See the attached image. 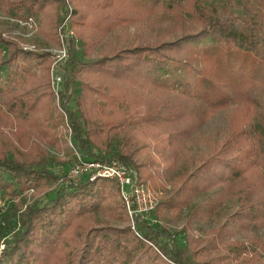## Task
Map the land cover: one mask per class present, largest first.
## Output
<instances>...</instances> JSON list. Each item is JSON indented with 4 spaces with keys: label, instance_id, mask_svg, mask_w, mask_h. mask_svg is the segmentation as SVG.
Instances as JSON below:
<instances>
[{
    "label": "trees",
    "instance_id": "trees-1",
    "mask_svg": "<svg viewBox=\"0 0 264 264\" xmlns=\"http://www.w3.org/2000/svg\"><path fill=\"white\" fill-rule=\"evenodd\" d=\"M69 1L71 25L78 28L77 34L86 46L98 34L147 17L153 4L159 2ZM0 2L5 12H17L21 18L41 13L42 32L55 38L64 0ZM191 4L198 30L189 29L171 39H142L137 35L135 41L124 47L112 45L99 58L83 65L88 75L82 94L74 97L75 104L69 105L61 95V105L73 130L72 140L86 159L118 160L130 170L132 153L128 142L123 141L126 149H109V156L103 155L102 149L108 148L113 137L132 123L139 105L149 103L156 106L153 122L168 134L169 153L176 160L182 142L199 124L216 109L238 102L244 111L233 117L229 136L209 153L190 157V164L184 165L171 180V195L165 202L178 211L193 196L210 194L205 202L210 213L222 201L234 197L239 205L230 219L243 228L250 223L262 225L264 172L259 164H264V146H259L249 125L256 103L264 97V34L258 26H239L208 15L197 0H191ZM3 47L6 55H1ZM193 51L208 55L216 63L222 57L221 65L214 70L220 83L204 75L193 77L189 85L176 86L180 81L177 69L189 63ZM240 53L252 56L250 65L243 59L234 61ZM45 56V52L17 47L0 31V69L4 70L0 72V94H4L0 121L14 118L19 124L38 126L44 136L51 106L50 59L45 60ZM35 58L41 59L38 74L29 67ZM18 68L26 72L25 84L15 89L7 87L5 82L15 83L12 75ZM43 171L0 151L3 189L13 191V184L4 177L6 172L23 189L36 182ZM95 210L109 216L126 214L120 197L111 193L102 180L85 179L57 189L41 205H29L19 214L14 212L13 217L3 215L1 220L12 224V232L0 248V264H264V236L225 238L223 226L217 225L196 241L195 260L187 261L169 233L153 229L144 221H139L141 237L129 225L87 226L82 216Z\"/></svg>",
    "mask_w": 264,
    "mask_h": 264
},
{
    "label": "rangeland",
    "instance_id": "rangeland-1",
    "mask_svg": "<svg viewBox=\"0 0 264 264\" xmlns=\"http://www.w3.org/2000/svg\"><path fill=\"white\" fill-rule=\"evenodd\" d=\"M68 3L72 7V3L70 1ZM197 4L214 18L239 26L244 24L258 26L264 34V0H197ZM192 8L191 0H159L153 4L152 11L147 17L98 34L89 46H86L78 36V28L72 26L75 41L70 45L69 57L61 69L63 77L61 93L64 94V99H67L69 105L75 104L73 102L74 97L82 94V84L88 75L83 65L99 58L110 46L124 47L130 41H135L137 35H140L142 39H171L177 37L181 32L189 31V29L198 30L200 26L195 20V16L192 15ZM62 11L63 9L61 14ZM0 13L18 17L17 12H5L1 2ZM33 15L38 17V30L31 38V41L36 45L34 52L43 53L46 52V48L56 47V36L50 38L42 32L44 26L41 13ZM169 29L172 30L166 32ZM15 30L21 32L23 28L13 21L6 22L4 19H0V31L6 33L4 37L13 39L17 47H20L19 40L21 38L14 34ZM3 49L5 50L4 47ZM6 52V50L5 52L1 51V55H6ZM44 58L49 60L47 56ZM190 58L188 64L178 67L177 72L180 74V81L175 83L176 86L189 85L194 79L193 77L199 78L204 75L215 83H220L215 79L214 70L218 64L221 65L222 57L216 63L208 55L193 51ZM235 59L234 61L237 62L243 59L247 65H250L252 56L240 53ZM40 60L39 58L32 59L29 64L31 71L36 74L40 71ZM2 71L4 70L0 69V72ZM25 78L26 72L18 68L17 72H13L12 75L15 83L8 81L4 84L15 89L17 85L25 84L23 82ZM65 83H68L66 90ZM3 98L4 94L1 93L0 112L3 111ZM50 103L46 121V136L39 132L38 126H32L28 123L19 124L14 118H10V121L4 119L0 121V151L12 159H18L26 164L30 163L34 168L44 169L42 176L36 182L23 189L13 183L9 173H5V179L13 184V191L0 187V248L3 246V241L8 239L12 232L10 229L12 224L10 222L5 224L4 220H1L3 215L12 216L14 212L19 214L29 205H41L57 189L68 188L72 184L66 180L68 170L73 162V150L70 145H74L72 126L67 112L61 113L57 108L52 91ZM155 111L156 106L153 104L139 105L137 115L133 118L132 123L113 137L108 148L102 149L103 155L109 156V149L113 151L126 149L123 141L128 142V149L132 153L129 172L135 178L148 182L157 194L158 202L155 209L147 213L140 221H144L153 229H164L169 233L183 250L187 261L195 260L193 250L196 241L217 225L223 226V237L225 238L246 239L249 234L264 236V224L256 225L249 222L250 224L243 228L230 219L239 205L234 197L225 199L210 213L207 212L205 204L207 199L211 198L210 194L193 196L191 202L183 205L178 211L170 209L165 202L171 195V180L176 173L182 170L184 165L190 164V157L198 158L209 153L213 146L221 143L223 139L229 136L233 117L243 114L242 106L238 102L231 101L228 106L216 109L212 115L198 125L188 140L182 142L176 160H173L169 153L168 134L159 129L153 122ZM250 119L251 124L249 126L254 131L255 137L259 140V146L262 148L264 146V97H260L259 102L256 103L255 112L250 116ZM101 161L121 163L118 160ZM259 167L264 172V164H259ZM85 179L86 176H82L78 181ZM100 180L107 189H110L111 193L119 196L116 183L113 180ZM105 195L110 197L108 192ZM199 205L200 208H198ZM120 215L119 212L116 216H109L102 211L95 210L83 215L82 219L87 226L112 225L121 227L128 225L125 212L122 216ZM138 229L139 231L142 229L140 222ZM145 240L152 244L151 241ZM152 246L154 247L153 244Z\"/></svg>",
    "mask_w": 264,
    "mask_h": 264
},
{
    "label": "built area",
    "instance_id": "built-area-1",
    "mask_svg": "<svg viewBox=\"0 0 264 264\" xmlns=\"http://www.w3.org/2000/svg\"><path fill=\"white\" fill-rule=\"evenodd\" d=\"M68 2L69 0H64L61 19L56 28V47L45 49V53L50 59V88L56 106L61 113L66 112L61 105L63 88L61 69L69 57L70 45L75 41L74 30L71 25L72 7ZM0 19H4L6 22L13 21L21 26L23 30L21 32L15 30L14 33L21 38L19 40L20 47L24 50L36 51V45L31 41V38L38 30L37 16L29 15L21 18L0 13ZM2 34L6 35L5 32H2ZM2 51L5 52L4 49ZM70 145L73 150V162L68 170L66 180L69 183H74L82 176H86L89 181L113 180L116 183L118 195L125 205L128 225L138 237H141L138 223L147 213L155 209L158 202L155 191L148 182L135 178L123 164L103 162L99 159H85L74 145Z\"/></svg>",
    "mask_w": 264,
    "mask_h": 264
}]
</instances>
